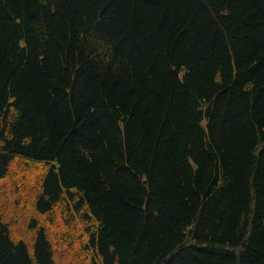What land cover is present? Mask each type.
<instances>
[{
  "label": "trees",
  "instance_id": "16d2710c",
  "mask_svg": "<svg viewBox=\"0 0 264 264\" xmlns=\"http://www.w3.org/2000/svg\"><path fill=\"white\" fill-rule=\"evenodd\" d=\"M0 264H264V0H0Z\"/></svg>",
  "mask_w": 264,
  "mask_h": 264
}]
</instances>
